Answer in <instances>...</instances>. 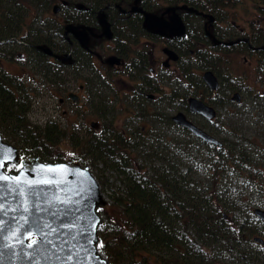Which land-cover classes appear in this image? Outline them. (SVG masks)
Returning <instances> with one entry per match:
<instances>
[{
  "label": "trees",
  "instance_id": "obj_1",
  "mask_svg": "<svg viewBox=\"0 0 264 264\" xmlns=\"http://www.w3.org/2000/svg\"><path fill=\"white\" fill-rule=\"evenodd\" d=\"M49 1L52 0H0V38L10 39L11 43L7 50L0 48V57H13L14 49L20 44L17 38L50 42L49 31L55 33L56 28L47 22L48 28L44 29L42 21L27 20L30 10L39 11ZM251 1L258 8V18L264 21V0ZM234 2L236 0H194L198 7L216 9L220 13L224 4ZM238 3L246 2L239 0ZM255 29L251 37L258 44L264 43L263 26ZM186 30L191 33L188 24ZM23 46L28 48L25 43ZM200 58L202 64L210 62L215 67V61L208 60L203 52ZM215 59L217 61L218 57ZM12 79L14 75L0 70L1 130L6 136H13L9 137L20 155L62 159L63 151H54L53 147L63 136H68L64 126L54 120L38 123L27 117L32 98L22 89L24 84L20 86ZM199 80L193 82L204 84L201 76ZM204 88L208 90L205 85ZM98 106L102 107L101 102ZM173 129L179 135L161 138L159 164L146 160L145 165L136 169L119 149L126 143L122 141V134L110 137L107 133L112 128L100 131L94 138L89 136L75 141L79 149L71 155L97 167V179L109 196L104 215H101V206L99 208L102 221L97 229L99 247L110 264H264V244L254 241L258 234L255 233L256 223L247 215L240 218L238 212L233 214L236 201L215 191L216 179L223 175L219 172L225 171L227 166L231 168L232 163H236L234 168L238 167V160L247 161V152L236 141L228 140L223 144L224 154L213 144L208 155V159L212 155L213 170L205 173L210 177L203 181L190 165L179 170L183 161L180 154H186L185 149L194 138L186 127L174 123ZM116 145L115 153L113 147ZM6 167L14 168L15 164L8 162Z\"/></svg>",
  "mask_w": 264,
  "mask_h": 264
},
{
  "label": "flooded vegetation",
  "instance_id": "obj_2",
  "mask_svg": "<svg viewBox=\"0 0 264 264\" xmlns=\"http://www.w3.org/2000/svg\"><path fill=\"white\" fill-rule=\"evenodd\" d=\"M162 1L165 3L160 4L158 0H59V7L56 11L62 10L63 16L56 24L61 28L51 24L53 28H56V32L48 35L50 42L44 43L51 47V52L46 53L42 48H37L38 43H43L41 41L30 40L28 42L25 39L17 38L18 42L20 41L16 53L18 60H28L27 62L32 66L30 69L35 71L31 73V79L38 81L37 85L32 86L28 81H25L23 74L9 71L2 61L8 57L7 55L0 57L2 58V60L0 59V70L14 75L15 79L12 80L20 86L24 84L22 89L33 98L40 95V92L44 91L45 88L57 97L58 104L67 101L81 103V99L84 97L89 112L98 114L101 119L96 117L90 119L91 125L97 126L104 121L112 123L110 120L117 118L122 120L123 123L119 129L107 125L104 128L99 127L93 130L89 136L94 138L100 134V131L109 128H112L107 132L111 134L110 137L121 133L124 137L122 141L126 143L124 148L119 149L129 157L134 169L142 165L138 156H143L150 164H159L162 154L161 138L165 137L167 132L173 131L174 123L186 127L192 137L197 139L200 144L205 143L211 148L214 144L223 151V144L226 140L216 136L213 132L217 119L215 118L217 106L221 104L224 94L219 90L221 80L215 69L209 65V67L201 68L200 73L204 69L210 68L217 77L218 86L216 88L209 87L204 81L202 73L200 75L204 84L200 82L197 83L198 85H194L191 82L194 78L187 73V70L202 64L200 58L202 51L198 50L197 53V44L205 48L212 42L215 45H226L227 48L229 44L241 41L245 50H258L264 56L261 50H264V43H256L251 37V33L246 36H237L234 39L225 37L223 31L228 27L224 24L223 19L217 17L222 12L225 13L223 7L221 8L223 11L220 13L216 9L200 8L194 4V0ZM184 2L196 9L179 6ZM166 6H174L179 13L184 22L182 33L175 35L166 32L161 33L149 29L146 25L144 21L145 10H153L167 19L169 13L164 10ZM189 15L196 19L195 28L190 26L191 33H186L189 22L187 16ZM196 31L197 33L193 34ZM210 33L214 34L217 41L212 40ZM154 37L163 41L161 45H158L163 53L161 56H156L154 53ZM229 40L231 41L227 42ZM9 43L10 39L0 38V48L7 50L10 48ZM24 43L28 45V48L23 46ZM165 47L177 52L176 57L169 55L166 49L164 50ZM41 52L46 54L44 61L37 57ZM40 65L42 66L41 72L48 78H52V82L48 78L46 81L41 80ZM170 67L178 70L181 78H185L192 85L186 87V90L190 89L188 93L183 90L175 99L177 102L180 99L181 103H178L171 111H167V107L163 108L158 104V98L163 89V84L177 82L178 78L170 80L172 79ZM50 68L53 70H48ZM239 80L241 81V79ZM204 85L208 87V90H205ZM97 87L103 91L107 90V102L105 98H99L97 101L94 99V88L99 89ZM227 91H231L229 94L231 100L235 99L236 103L240 102L241 94L238 90L231 87L227 88ZM233 92L238 93V99L233 98ZM172 93H175L174 89L168 94L172 95ZM210 93L214 95H210ZM190 94L201 98L209 105H213L215 113L211 118L188 106ZM173 97L175 96L172 95ZM172 98L166 106L172 102ZM98 102H101L102 107L98 106ZM33 105L34 102L30 106L33 107ZM64 108L62 107V109ZM179 110H182L185 116L196 125L218 137L221 143L208 141L196 134L191 128L178 124L172 114ZM158 117L164 122L170 120L173 123V125L170 124L172 129L167 130L166 127L161 126ZM108 120L110 122H107ZM225 126L223 122L219 121L216 125L221 129ZM115 141L120 142L117 139ZM116 147L117 145L113 147L115 153ZM75 156L80 159L79 156ZM82 163L89 164L88 162ZM89 166L91 168L90 164ZM242 166H245L244 162Z\"/></svg>",
  "mask_w": 264,
  "mask_h": 264
},
{
  "label": "rangeland",
  "instance_id": "obj_3",
  "mask_svg": "<svg viewBox=\"0 0 264 264\" xmlns=\"http://www.w3.org/2000/svg\"><path fill=\"white\" fill-rule=\"evenodd\" d=\"M53 1L55 0L50 1L47 6H42V9H39V11L38 9L30 10L27 20L42 21L44 29L48 26L47 22H49L50 25L51 23H59L63 16V11L53 12L51 4ZM158 1L160 4L165 3V1L162 0ZM238 1L239 0H236L233 4H224L222 7L225 13L222 12L220 14L221 16H217L223 19L224 24L228 27L223 31V34L226 35L225 37L227 38L231 37L234 39L240 35L253 34V30L261 26H263L264 29V21L258 18V8L252 5V1L245 0L246 3L243 4H239ZM262 15L264 18V12ZM37 16L38 19L36 18ZM187 17L189 19V26H193L196 20L195 17L192 15ZM49 34H53V32L49 31ZM153 41L154 53H156V56H161L163 53L160 47L158 48V45H161L163 41L155 37ZM243 45L241 41H238L229 44L226 48V45H215L210 42L205 48L197 44V50L202 51L208 60L210 58L215 61V72H217L219 78L221 77V86L219 90L224 94L221 104L218 103L219 105L217 106V116L215 117L217 119L215 120L216 124H214L215 127L213 128V132L216 136L222 139L224 138L226 141H236L235 143L247 152V161H243L245 166H242L243 162H239L238 160V167L234 168L236 163H232L231 168L227 166L225 171L222 170L219 172V174H223L224 176L220 175L216 179L215 191L222 192L224 196L228 195L229 200L234 199L236 205L234 211H232L233 214L238 212L240 218H245L247 215L253 223H256L255 233L258 232V234L264 236V223L252 213V210L256 206L264 208V56L258 50H245ZM17 50L18 49L15 48L14 54L17 53ZM37 57L44 61V59H46V54L40 53ZM217 57L218 60L216 61L215 58ZM2 61H4L9 71L19 72L23 74L25 81H28L32 86L37 85L38 81L31 79V73L35 71L30 69L32 66L27 62L28 60H18V54H16V56L11 58L8 56ZM209 65L210 62L209 64H199L194 67V69L190 67L187 73L191 74V77L194 78L193 81H195L201 76V68L209 67ZM52 66L54 65L52 64ZM172 68L173 67H170V77L172 78L170 80L178 78L177 82L163 84V89L160 91L161 94L158 98V104L163 108L167 107V111H171L178 103H181L180 99H178V102L175 99L178 98V95H180L183 90L185 93H188L190 89L186 90V87L191 86V82L194 85H198L193 81L187 82L185 78L182 79L178 70L176 71ZM48 70L52 71L53 68ZM41 71L42 66L40 65L39 73H42ZM37 76H39L38 73ZM41 76V80L44 81L48 78L44 73H42ZM239 79H241V81ZM48 80H50V82L53 81L52 78H48ZM231 87H234V89L238 90L241 94L240 102L236 103L235 99L231 100L229 98L231 91H227V88ZM94 89V99H96V101L99 100V98L106 99L107 90L103 91L101 88ZM173 89L178 95L172 98V95L168 93ZM40 93V95L34 98L31 97L34 105L33 107L29 106L27 117L38 123L46 120H54L64 126L68 136L65 135L61 138L58 145L53 147L54 151H63L65 156V153H74L79 149L78 144L75 143L76 140H83L86 136H89L93 130L107 126L105 122H101V124L97 126L90 124V119L95 117L99 120L101 119L98 114L89 112L84 97L81 99V103L67 101L58 104L57 97L53 96V93L47 90V88ZM210 95L214 94L210 93ZM171 98L172 102L166 106ZM206 98L209 97L206 96ZM62 107L65 108L62 109ZM110 121H112V123L109 124L114 127V129L121 128L123 123L122 120L118 118ZM218 121L221 123L223 122L226 126L222 129L221 127H216ZM138 124H140V122H138ZM170 124L173 125L170 120L164 122L160 118V125L166 127L167 130L172 129ZM0 131L5 139L13 142L9 137L11 135L9 134V136H6L1 130V126ZM169 135L177 137L179 134L173 129V131L167 132V136ZM12 137L13 136H11V138ZM137 149L140 151L139 148ZM210 149L211 148L205 143L200 144L197 139H191L189 146L185 149L186 154H180L183 161L179 164V170L185 169L190 165L191 170L196 169L195 174L201 178V180L204 181L208 179L210 176L205 175V173L209 170H213V165H211V162H213L212 155L208 159V155L211 153ZM175 150L177 151V149ZM180 152H182L181 149ZM224 153L223 150V154ZM138 159L142 164H146V160L143 156H138ZM91 169L94 175H96L97 167L91 166ZM99 185L103 196L107 200L109 196L106 195L100 182ZM104 206L105 204L101 206V215L105 213Z\"/></svg>",
  "mask_w": 264,
  "mask_h": 264
},
{
  "label": "water",
  "instance_id": "obj_4",
  "mask_svg": "<svg viewBox=\"0 0 264 264\" xmlns=\"http://www.w3.org/2000/svg\"><path fill=\"white\" fill-rule=\"evenodd\" d=\"M53 4L55 12L59 4ZM179 6L194 9L185 2ZM164 10L169 13L167 19L145 10L144 21L149 29L171 35L182 33L184 22L175 7L166 6ZM38 46L44 51L52 50L44 43ZM165 49L176 57L177 52ZM201 73L209 87L218 86L210 68ZM232 95L239 98L236 92ZM188 106L210 118L215 113L213 105L195 95H189ZM172 117L200 137L221 143L182 110ZM8 162L18 163L17 169H6ZM0 174L8 177L0 180V264H110L99 248L97 229L102 221L98 206L105 204L106 199L88 164H82L75 156L51 160L37 154L20 156L18 147L0 132ZM253 213L264 222V208L256 206ZM254 241L262 244L264 239L257 234Z\"/></svg>",
  "mask_w": 264,
  "mask_h": 264
},
{
  "label": "snow or ice",
  "instance_id": "obj_5",
  "mask_svg": "<svg viewBox=\"0 0 264 264\" xmlns=\"http://www.w3.org/2000/svg\"><path fill=\"white\" fill-rule=\"evenodd\" d=\"M7 179H8L7 176H4V175L0 174V180H7ZM15 179H18V177L15 178ZM0 199H3V197L0 196ZM41 242H42V241H37V242H35V243L39 244V243H41ZM49 243H51V241H49ZM29 247H31V245H29Z\"/></svg>",
  "mask_w": 264,
  "mask_h": 264
},
{
  "label": "bare ground",
  "instance_id": "obj_6",
  "mask_svg": "<svg viewBox=\"0 0 264 264\" xmlns=\"http://www.w3.org/2000/svg\"><path fill=\"white\" fill-rule=\"evenodd\" d=\"M100 23V22H99ZM102 30V29H101ZM39 49V46L37 47ZM46 53H48V51H46ZM217 90V89H216ZM260 207V206H259ZM255 208V207H254Z\"/></svg>",
  "mask_w": 264,
  "mask_h": 264
}]
</instances>
